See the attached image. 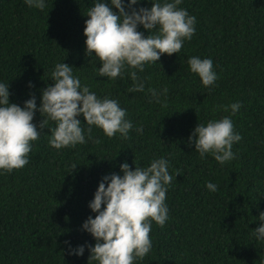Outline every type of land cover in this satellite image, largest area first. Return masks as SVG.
Listing matches in <instances>:
<instances>
[{"label": "trees", "instance_id": "obj_1", "mask_svg": "<svg viewBox=\"0 0 264 264\" xmlns=\"http://www.w3.org/2000/svg\"><path fill=\"white\" fill-rule=\"evenodd\" d=\"M96 2L45 0L40 10L25 0H0V83H9L10 103L23 107L35 95L39 108L42 90L54 83L51 72L64 62L98 98L117 100L133 124L128 139L109 138L95 125L89 138L81 114L86 143L57 150L49 144L55 122L41 130L44 117L36 111L41 134L31 142L29 163L10 173L0 169V264H97L88 247L96 241L82 225L97 215L89 203L99 183L123 175L124 162L134 169L162 157L173 175L169 218L164 227L152 222V248L134 264H264V239L253 235L264 224L258 218L264 212V0H182L178 7L196 17V32L180 53L163 54L138 72L143 92L128 91L131 69L115 80L101 77L102 62L86 54V14ZM152 3L138 0L133 7ZM138 31L149 35L142 25ZM192 56L212 59L218 76L212 86L190 71ZM148 88L160 93V103ZM236 102L241 106L233 114ZM224 117L242 139L232 146L235 158L221 165L211 154L201 159L189 136L198 123ZM78 246L83 255L69 254Z\"/></svg>", "mask_w": 264, "mask_h": 264}, {"label": "clouds", "instance_id": "obj_2", "mask_svg": "<svg viewBox=\"0 0 264 264\" xmlns=\"http://www.w3.org/2000/svg\"><path fill=\"white\" fill-rule=\"evenodd\" d=\"M181 2L153 0L150 8L137 9L133 6L138 0H128L127 4L124 0H111L117 12L105 0H97L87 11L89 19L85 21L84 34L86 54H94L102 62L98 75L115 80L131 69L128 75L133 85L128 91H145L144 80L138 72H143L148 63L159 62L163 54L180 53L184 41L191 40L196 32V17L179 8ZM25 3L40 10L46 7L45 0H25ZM139 25L148 30L149 35L138 31ZM153 30H156L154 34ZM188 64L205 87L212 86L218 79L212 59L192 56ZM50 78L54 83L42 90L39 108L35 95L26 100L23 107L10 103L9 83H0V169L10 173L29 163L31 142L38 140L41 134L33 123L37 110L44 117L39 125L41 130L49 121L56 124L50 128L49 144L57 150L86 143L78 118L81 114L89 126V138L93 125L101 128L109 138L117 133L123 139L129 138L133 124L126 119V109L121 108L117 100L98 98L74 76L73 67L64 62L55 65ZM147 91L160 103V93L156 89L148 88ZM162 91L166 95L168 89L165 87ZM240 106L239 102L231 104L232 113L235 114ZM136 131L142 133L143 129ZM241 139L230 117L210 120L206 126L198 123L189 136V142L195 144L201 159L211 154L221 165L235 158L232 146ZM168 169L169 161L162 157L154 159L148 167L134 169L124 162L120 164L123 175L113 173L103 177L89 203L97 215L89 216L82 225L96 241L94 246H88L89 259L97 264H134L136 259H143L150 252L152 222L164 227L169 218L165 201L173 175ZM177 173L181 174L177 170L175 176ZM206 187L209 191H217V185L211 182ZM258 218L264 221V212ZM253 235L257 240L264 239V224L254 229ZM84 250V246L69 247V254L83 255Z\"/></svg>", "mask_w": 264, "mask_h": 264}]
</instances>
